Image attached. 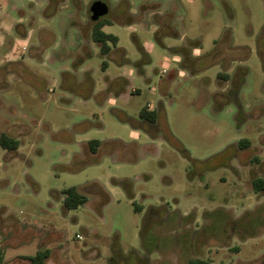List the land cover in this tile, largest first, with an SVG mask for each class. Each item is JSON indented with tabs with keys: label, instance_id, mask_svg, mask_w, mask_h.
Instances as JSON below:
<instances>
[{
	"label": "rangeland",
	"instance_id": "rangeland-1",
	"mask_svg": "<svg viewBox=\"0 0 264 264\" xmlns=\"http://www.w3.org/2000/svg\"><path fill=\"white\" fill-rule=\"evenodd\" d=\"M99 1L118 39L106 56L90 39ZM1 135L18 142L0 146L2 264L44 249L47 264H186L163 242L264 203V0H0ZM68 188L86 202L65 209ZM194 254L264 264V226Z\"/></svg>",
	"mask_w": 264,
	"mask_h": 264
},
{
	"label": "trees",
	"instance_id": "trees-1",
	"mask_svg": "<svg viewBox=\"0 0 264 264\" xmlns=\"http://www.w3.org/2000/svg\"><path fill=\"white\" fill-rule=\"evenodd\" d=\"M92 26L90 29L91 41L99 47L100 54L106 56L110 53V46L115 47L118 39L111 35L106 34L102 31L103 27L110 24V22L103 20V17L95 22H91ZM106 64L103 63L102 67L105 68ZM122 81V79H118ZM113 81L106 80L107 90L110 88ZM124 84H127L123 80ZM118 94V93H115ZM139 118L147 125L149 133L152 135L156 129V114L155 111L149 110L147 106L143 107L139 112ZM130 120V119H129ZM100 143L97 140L88 142V149L90 152H96ZM0 146L6 150H15L18 147V142L11 137L6 135L0 136ZM239 146L247 148L249 142L242 140L239 142ZM252 186L256 191H264V181L261 179L252 180ZM63 207L67 210H73L83 205L86 202V197L78 192L75 188H68L62 191ZM134 210L139 212L140 209L134 206ZM172 218V219H171ZM206 224L200 230L199 236L213 239L215 241L224 242L231 236L237 237L243 241L248 237H253L258 234V231L264 226V203L255 207L253 211L245 212L237 218H233L228 212L222 210L213 211L210 214L204 216ZM168 219V218H167ZM171 219L170 225L167 226L172 229H176L183 222L176 221L177 216L173 214L169 216ZM165 222V221H164ZM161 220L153 219L150 221L149 228L147 227L142 234V247L146 253H151L154 250L160 248L161 243L157 240L154 235V229L160 227L163 224ZM179 224V225H178ZM168 250L178 249L180 250V257L185 260L186 264H208V261L203 258L196 257L193 255L190 248L189 242L184 237L177 236L170 239V243L165 244ZM49 251L37 250L34 255L25 257L28 264H47ZM4 250L0 247V264L3 263ZM146 262V261H145ZM164 264H168L164 262Z\"/></svg>",
	"mask_w": 264,
	"mask_h": 264
},
{
	"label": "flooded vegetation",
	"instance_id": "flooded-vegetation-1",
	"mask_svg": "<svg viewBox=\"0 0 264 264\" xmlns=\"http://www.w3.org/2000/svg\"><path fill=\"white\" fill-rule=\"evenodd\" d=\"M199 233L200 231L190 232L184 229L183 232H180V234L178 235V236L184 237V239H187L193 254L199 253V251L202 250V247L206 245V242L210 240L209 238L199 236ZM196 257H199V256H196ZM177 260L178 262H180L181 260L180 250H178Z\"/></svg>",
	"mask_w": 264,
	"mask_h": 264
},
{
	"label": "water",
	"instance_id": "water-1",
	"mask_svg": "<svg viewBox=\"0 0 264 264\" xmlns=\"http://www.w3.org/2000/svg\"><path fill=\"white\" fill-rule=\"evenodd\" d=\"M108 13V7L104 2H95L93 3L88 12V16L92 22L97 21L98 19L104 17Z\"/></svg>",
	"mask_w": 264,
	"mask_h": 264
},
{
	"label": "crops",
	"instance_id": "crops-1",
	"mask_svg": "<svg viewBox=\"0 0 264 264\" xmlns=\"http://www.w3.org/2000/svg\"><path fill=\"white\" fill-rule=\"evenodd\" d=\"M103 28H104V27H103ZM118 79H122V82H123V80H125V81L127 82V80H126V79H124L123 77H120V78H118ZM127 83H128V82H127ZM10 223H12V224H13V222H12V221H11ZM8 225H9V224H8ZM6 230H7V229H5V230L3 229L1 232H2V233H5V232H6ZM1 246H2V243L0 242V247H1Z\"/></svg>",
	"mask_w": 264,
	"mask_h": 264
},
{
	"label": "built area",
	"instance_id": "built-area-1",
	"mask_svg": "<svg viewBox=\"0 0 264 264\" xmlns=\"http://www.w3.org/2000/svg\"><path fill=\"white\" fill-rule=\"evenodd\" d=\"M79 238V237H78Z\"/></svg>",
	"mask_w": 264,
	"mask_h": 264
}]
</instances>
